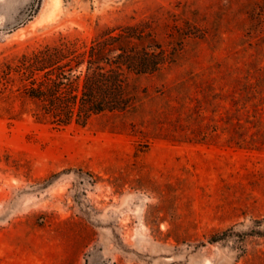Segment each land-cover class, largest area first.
Wrapping results in <instances>:
<instances>
[{"label":"rangeland","instance_id":"rangeland-1","mask_svg":"<svg viewBox=\"0 0 264 264\" xmlns=\"http://www.w3.org/2000/svg\"><path fill=\"white\" fill-rule=\"evenodd\" d=\"M127 26L178 50L130 110L0 92V264H264V0H0V72Z\"/></svg>","mask_w":264,"mask_h":264},{"label":"trees","instance_id":"trees-1","mask_svg":"<svg viewBox=\"0 0 264 264\" xmlns=\"http://www.w3.org/2000/svg\"><path fill=\"white\" fill-rule=\"evenodd\" d=\"M177 52H167L149 32L134 26L110 30L90 43L61 39L5 64L0 92H19L38 122L85 126L94 115L133 108L130 75L156 73L174 62Z\"/></svg>","mask_w":264,"mask_h":264},{"label":"bare ground","instance_id":"bare-ground-1","mask_svg":"<svg viewBox=\"0 0 264 264\" xmlns=\"http://www.w3.org/2000/svg\"><path fill=\"white\" fill-rule=\"evenodd\" d=\"M163 227V226H162Z\"/></svg>","mask_w":264,"mask_h":264}]
</instances>
